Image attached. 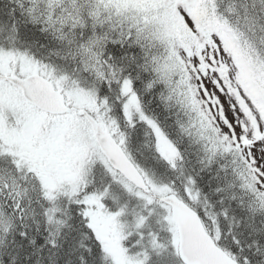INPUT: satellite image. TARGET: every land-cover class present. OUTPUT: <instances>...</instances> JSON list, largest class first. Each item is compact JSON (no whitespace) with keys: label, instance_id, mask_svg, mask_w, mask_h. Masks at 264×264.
I'll use <instances>...</instances> for the list:
<instances>
[{"label":"snow or ice","instance_id":"6c2138e0","mask_svg":"<svg viewBox=\"0 0 264 264\" xmlns=\"http://www.w3.org/2000/svg\"><path fill=\"white\" fill-rule=\"evenodd\" d=\"M0 264H264V0H0Z\"/></svg>","mask_w":264,"mask_h":264}]
</instances>
